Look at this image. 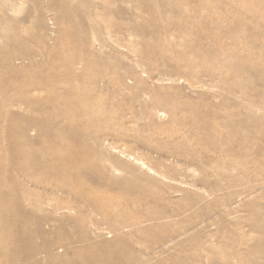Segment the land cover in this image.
I'll list each match as a JSON object with an SVG mask.
<instances>
[{
  "label": "rangeland",
  "instance_id": "obj_1",
  "mask_svg": "<svg viewBox=\"0 0 264 264\" xmlns=\"http://www.w3.org/2000/svg\"><path fill=\"white\" fill-rule=\"evenodd\" d=\"M0 264H264V0H0Z\"/></svg>",
  "mask_w": 264,
  "mask_h": 264
},
{
  "label": "bare ground",
  "instance_id": "obj_2",
  "mask_svg": "<svg viewBox=\"0 0 264 264\" xmlns=\"http://www.w3.org/2000/svg\"><path fill=\"white\" fill-rule=\"evenodd\" d=\"M48 85L49 84H47L46 82L45 83L44 82H35V83L29 84L28 87L29 88H38V87H45V86L47 87ZM90 168H91V170H94L92 167L88 166L85 171L88 172L90 170ZM113 187H114V185H113Z\"/></svg>",
  "mask_w": 264,
  "mask_h": 264
}]
</instances>
